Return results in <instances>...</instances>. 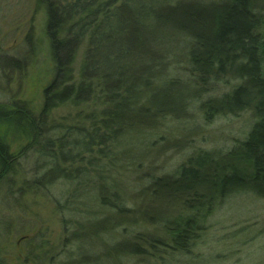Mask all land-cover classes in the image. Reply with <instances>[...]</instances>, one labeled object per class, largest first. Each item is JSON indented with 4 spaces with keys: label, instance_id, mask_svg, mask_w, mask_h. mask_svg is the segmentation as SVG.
<instances>
[{
    "label": "trees",
    "instance_id": "trees-1",
    "mask_svg": "<svg viewBox=\"0 0 264 264\" xmlns=\"http://www.w3.org/2000/svg\"><path fill=\"white\" fill-rule=\"evenodd\" d=\"M32 3V12L44 16L51 80L37 113L28 102L0 101V219L5 215L1 204L20 185V198L26 190L42 194L60 209L65 222L76 213L104 221L100 232H115L113 239L125 241L132 249L125 255L136 263L154 259L166 264L154 250L162 248L179 264L177 255L189 256L217 205L240 193L264 204V4ZM33 33L26 35V52L10 57L13 71H22L35 56L40 43ZM61 106L72 115L56 122L53 112ZM189 112L205 123L249 113L251 124L243 139L221 152L186 154L173 172L157 176L156 163L167 146L143 171L150 158L137 148L165 143L171 122ZM23 160L32 169L23 170ZM204 169L208 171L201 175ZM115 170L134 174L128 181L134 186L124 194ZM137 198L146 202L138 206ZM82 200L105 209L88 212ZM157 203L174 213L148 216ZM260 222L254 236L262 238L264 217ZM144 224L165 236L149 234ZM0 264L7 263L0 258Z\"/></svg>",
    "mask_w": 264,
    "mask_h": 264
},
{
    "label": "rangeland",
    "instance_id": "rangeland-1",
    "mask_svg": "<svg viewBox=\"0 0 264 264\" xmlns=\"http://www.w3.org/2000/svg\"><path fill=\"white\" fill-rule=\"evenodd\" d=\"M32 1L0 0V68L5 70V73L0 71V101L28 102L34 113H37L42 103L43 89L51 80L52 63L43 36L44 16L41 12H32ZM257 2L264 4V0ZM31 30L40 43L35 56L29 59L28 64L23 65L22 71H13L10 57L19 58L26 52L25 38ZM69 114L72 115L65 106L53 112L56 122L71 117ZM249 121V113L217 117L211 123H205L202 119L198 121L190 113L189 116L172 121L166 130L165 143L155 148L138 145V153L151 159L147 161V168L143 171H149L151 164L161 156L162 152L158 151L167 146L170 148L156 163L157 176L173 172L186 160V154L213 150L221 152L244 138L245 130L251 124ZM22 169L29 171L32 169L31 164L23 160ZM207 171L201 170L200 174ZM133 175L114 171L113 177L118 178L122 184L119 188L123 194L134 186L128 182L129 177L133 179ZM19 188L20 185L15 186L13 198L4 200L1 204L5 215L0 219V258L5 263L143 264L127 258L124 251L132 249L125 245L123 239L115 241V232H100L106 226L104 221L89 213H76L69 216L71 221L65 222L60 209L48 198L33 190H26L20 198L17 193ZM83 202L88 212L105 209L96 201L82 200ZM145 202L143 198L136 199L138 206ZM150 211L147 215L154 219L174 213L161 203L153 205ZM263 217L264 204L253 195L240 193L230 197L217 205L210 214L189 256L177 255L176 261L179 264H264V236H254ZM73 223L72 237L75 240L68 233ZM141 226L153 236H165V231L149 230L145 224ZM154 250L167 259L166 264H173V257L169 256V252L162 248ZM145 263L160 264L154 259Z\"/></svg>",
    "mask_w": 264,
    "mask_h": 264
}]
</instances>
